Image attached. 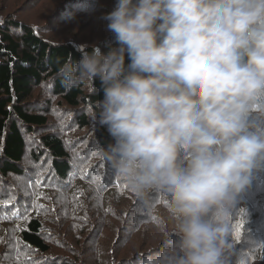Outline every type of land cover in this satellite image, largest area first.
<instances>
[{"label": "clouds", "instance_id": "9594fccd", "mask_svg": "<svg viewBox=\"0 0 264 264\" xmlns=\"http://www.w3.org/2000/svg\"><path fill=\"white\" fill-rule=\"evenodd\" d=\"M104 18L117 46L59 74L99 79L101 155L138 196L167 198L177 238L149 264H231L230 210L264 170V0H117Z\"/></svg>", "mask_w": 264, "mask_h": 264}, {"label": "trees", "instance_id": "16d2710c", "mask_svg": "<svg viewBox=\"0 0 264 264\" xmlns=\"http://www.w3.org/2000/svg\"><path fill=\"white\" fill-rule=\"evenodd\" d=\"M35 30L23 21L0 22V209L4 206L2 199H8L12 193L15 198L31 196L34 193L28 194L25 190L31 191L41 185L42 191L47 190L45 180L50 185L69 181L76 172L84 178L87 173L84 159L94 161L90 166L96 172L93 177L102 175V182L106 183L102 187L96 185L100 193H105V204L110 192H124L131 188L100 152L101 146L107 147L114 142L107 127L91 118V106L103 99L101 82L99 79L95 81L94 91L90 83L68 88L59 74L64 64H75L82 50L91 51L92 45L80 49L72 42L53 43L42 38ZM110 46L117 45L114 42ZM108 47L105 45L101 50L107 51ZM129 62L126 56L125 64ZM42 85L51 87L54 96L76 108L70 125L61 131L55 128L51 130L49 108H34L37 100L33 102L32 99ZM83 108L85 111H82ZM60 117L61 121L67 119ZM73 126L79 130L90 129L93 133L89 139L97 141L98 147L87 146L85 151H80L79 143L84 134L74 138L62 135ZM39 129L43 130L40 132ZM33 134L38 135L37 142L30 139ZM85 139L87 142L88 137ZM31 142L36 146L32 148ZM10 176L23 179V184L17 189L16 182ZM9 185L14 189H10ZM134 194L133 209H120L113 202L104 208L102 219L113 217L117 223L112 230L110 253L102 259L99 257V239L106 224H100L101 219L96 218L93 205L88 204L87 211L90 215L93 212L91 217H95V223L89 224V231L85 229L81 236H73L75 242H72V249L75 251L79 245L83 247L85 243H90L88 250L92 252L97 248L98 253L94 262H88L83 256L85 248L79 253L69 250L72 259L77 258L72 264H79V260L84 264H149L166 242L176 240L175 221L169 215L166 196L160 191H153L147 196ZM42 210V207H37L36 215L32 216H29V211L24 215L0 214V220L4 223L0 226V239L20 241L22 249L26 247L38 255L19 257V262L14 264L70 263V260L54 263L48 257L52 249L51 236L43 230L44 224L40 218ZM227 226L231 264H264V170L262 173L256 172L251 185L237 197ZM152 227L157 233L149 236Z\"/></svg>", "mask_w": 264, "mask_h": 264}, {"label": "rangeland", "instance_id": "374dc122", "mask_svg": "<svg viewBox=\"0 0 264 264\" xmlns=\"http://www.w3.org/2000/svg\"><path fill=\"white\" fill-rule=\"evenodd\" d=\"M116 2L114 0H0V22L7 24L10 20L23 21L33 26L36 29L35 32L42 38L53 43L72 42L80 49L95 44L103 48L105 45L110 46L115 42L114 34L108 30V21L104 17L113 10ZM45 84L47 85V83ZM53 92L51 87L47 88L42 85L36 90V96L34 95L32 101L35 102L37 100L34 106L36 109H50L51 130L55 128L61 131L67 125H70L76 108L74 109L63 103L60 98L54 96ZM82 111H85V109L83 108ZM60 116L67 119L61 121ZM42 130L39 129L40 132ZM92 133L90 129L79 130L77 126H73L62 132V135L74 138L79 134H84L83 139L79 143L81 144L79 150L85 151L87 146L89 148L92 146L93 148L98 147L97 141H90L89 139ZM37 136V134H33L30 139L33 142H37ZM86 137H88L87 142L84 141ZM33 142H31L32 148L36 146L34 145L36 143ZM83 162H85L87 171L84 178L76 172L69 181L50 185L47 182L48 180H45L47 190L42 191L41 184H39L41 186H35L34 190L26 189L25 191L28 194L32 192L34 194L17 197L10 206L4 205L0 209V214L24 215L29 211V216H32L36 215L37 207H42L40 218L44 224L43 230L51 236L52 249L48 257L54 263H66L67 260H70L69 264H72L77 258L72 259L69 255V250L79 253L83 251V248H85V255H83L85 259L88 262H94L98 249L96 248L90 252L88 250L90 243H85L83 247L79 245L75 251L72 249V242H75L73 236H81L80 233L85 229L89 231V224L93 225L95 223V217L94 219L91 217L93 212L90 215L87 211L89 203L95 209L96 218L101 219L100 224H106V228L102 231L99 239V244L101 245L99 250L100 259L110 253L108 249L111 248L113 241L112 230L117 223L113 217L102 219L104 208H107L113 202L114 206L120 209L126 210L128 207L133 209L132 202L135 194L132 189L124 192L115 190L110 192L105 204H103L105 193L104 191L100 193L96 185L102 187L106 183L102 182V175L96 178L93 177L96 172L93 168L90 169V166L94 164V161H86L84 159ZM257 172L262 173V170ZM10 178L16 182L17 189L18 186L23 184V179L21 178L12 176ZM31 182H33V178H31ZM13 197H15L14 193L8 199ZM1 225H4L2 220H0ZM156 233L157 230L152 227L148 235L154 236ZM20 245L21 242L15 239L8 241L0 239V264H14L19 262L17 260L19 257H27L28 255L38 257L37 253L26 247L22 249ZM17 249L20 251H17ZM79 264H84V262L79 260Z\"/></svg>", "mask_w": 264, "mask_h": 264}, {"label": "snow or ice", "instance_id": "6c2138e0", "mask_svg": "<svg viewBox=\"0 0 264 264\" xmlns=\"http://www.w3.org/2000/svg\"><path fill=\"white\" fill-rule=\"evenodd\" d=\"M14 199H15V197L10 198V199H5L2 202H3L4 205H11L13 203Z\"/></svg>", "mask_w": 264, "mask_h": 264}]
</instances>
